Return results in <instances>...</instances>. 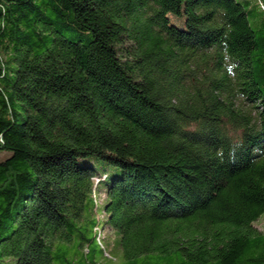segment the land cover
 <instances>
[{
    "label": "trees",
    "instance_id": "1",
    "mask_svg": "<svg viewBox=\"0 0 264 264\" xmlns=\"http://www.w3.org/2000/svg\"><path fill=\"white\" fill-rule=\"evenodd\" d=\"M259 9L0 0V264H264Z\"/></svg>",
    "mask_w": 264,
    "mask_h": 264
},
{
    "label": "rangeland",
    "instance_id": "2",
    "mask_svg": "<svg viewBox=\"0 0 264 264\" xmlns=\"http://www.w3.org/2000/svg\"><path fill=\"white\" fill-rule=\"evenodd\" d=\"M240 1L243 3L244 7L247 10L250 26L254 31L261 34V32L263 31V25L261 20V11L259 8L261 6H264V0H240ZM170 20L177 25L181 24V21L177 18L170 17ZM8 156H10V152L0 151V161L4 160ZM254 226L261 232H264V213L254 223Z\"/></svg>",
    "mask_w": 264,
    "mask_h": 264
}]
</instances>
